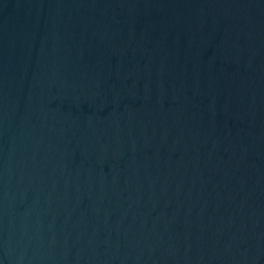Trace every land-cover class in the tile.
Masks as SVG:
<instances>
[{"label": "water", "instance_id": "1", "mask_svg": "<svg viewBox=\"0 0 264 264\" xmlns=\"http://www.w3.org/2000/svg\"><path fill=\"white\" fill-rule=\"evenodd\" d=\"M0 264H264V0H0Z\"/></svg>", "mask_w": 264, "mask_h": 264}]
</instances>
